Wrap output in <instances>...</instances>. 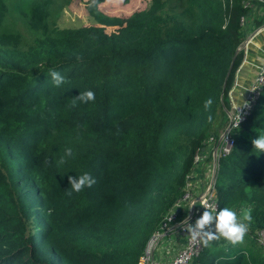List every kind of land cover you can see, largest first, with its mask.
<instances>
[{
    "label": "trees",
    "instance_id": "1",
    "mask_svg": "<svg viewBox=\"0 0 264 264\" xmlns=\"http://www.w3.org/2000/svg\"><path fill=\"white\" fill-rule=\"evenodd\" d=\"M86 1L103 25L87 32L118 25L98 10L104 0ZM48 4L13 2L42 34ZM260 6L264 0H152L117 35L103 33L83 51L50 36L0 46V264H136L181 197L195 152L218 136L217 107L223 98L230 108L244 55L236 53L246 37L241 19ZM253 21L264 24V16ZM50 69L66 82L54 86ZM86 90L95 100L70 108ZM257 130L264 131V85L216 178L219 209H250L252 223L243 243L213 241L194 264H264L252 237L264 228ZM66 147L73 157L57 166ZM84 172L95 183L67 195L68 177Z\"/></svg>",
    "mask_w": 264,
    "mask_h": 264
},
{
    "label": "built area",
    "instance_id": "2",
    "mask_svg": "<svg viewBox=\"0 0 264 264\" xmlns=\"http://www.w3.org/2000/svg\"><path fill=\"white\" fill-rule=\"evenodd\" d=\"M241 20L243 23L244 17ZM262 25L253 31L262 30ZM255 43L254 38L248 36L238 46V51L244 52L243 62L247 59L248 49ZM263 85L264 61L263 63L258 62L257 73L253 81L248 86L242 87L246 93L238 90L236 95L240 97L239 99L234 98L235 93L233 97L230 96L231 105L226 125L218 132V136L207 139L205 144L195 152L193 168L185 177L181 197L165 214L159 228L152 232L136 264H194L203 245L199 240L191 239L186 231L187 223H195L204 211L202 205L205 203L219 209L216 194L219 160L233 150L234 131L252 112ZM180 212L184 213L182 217H180ZM252 237L259 246L264 248V228L255 229Z\"/></svg>",
    "mask_w": 264,
    "mask_h": 264
},
{
    "label": "rangeland",
    "instance_id": "3",
    "mask_svg": "<svg viewBox=\"0 0 264 264\" xmlns=\"http://www.w3.org/2000/svg\"><path fill=\"white\" fill-rule=\"evenodd\" d=\"M14 1L7 0L5 2L7 9L0 17V46L12 44L16 38L21 41V44H27L35 37L41 36L43 38L50 36L53 38L69 39L76 43L78 50L83 51L101 40L103 33L117 35L116 29L130 23L133 13L145 9L152 0H104L100 2L98 10L108 17L117 18L118 25L104 26L91 33L85 29L90 26L103 25L98 24L89 13L87 9L88 2L86 0H46L49 3V28L44 34L31 27L29 18L25 16V10L14 8ZM262 15L264 16V7L260 6L256 7L251 15L244 17L243 23L245 24L244 32L246 37L250 36L252 31L260 26H255L253 19L260 18ZM259 38L260 36L255 37L254 41L256 42ZM262 43H264V40L260 38L259 45ZM225 105L224 99L221 98L213 123V126L215 128L218 127L219 131L223 129L224 120L226 124V118H228L229 109ZM224 113L226 117H224ZM240 210H237V212L239 213ZM219 241L228 243L223 239Z\"/></svg>",
    "mask_w": 264,
    "mask_h": 264
},
{
    "label": "clouds",
    "instance_id": "4",
    "mask_svg": "<svg viewBox=\"0 0 264 264\" xmlns=\"http://www.w3.org/2000/svg\"><path fill=\"white\" fill-rule=\"evenodd\" d=\"M79 59V57H78ZM48 75L51 77L52 83L56 87H60L66 82L65 77L54 69H50ZM95 100V93L91 90L79 92V95L72 98L70 108H75L78 103H89ZM212 100L209 98L204 102V108H210ZM209 116V122H211ZM240 120V117H239ZM258 135L252 139L251 143L256 153H264V131L257 130ZM73 157L72 148L66 147L63 155L56 161L57 166H62L67 162L68 158ZM68 182L70 189L67 190V195L71 196L73 192L79 193L86 187H91L95 183V179L89 172H84L79 176H69ZM204 211L196 219L194 224L187 223L186 231L193 241L199 240L204 246L211 248L213 241L221 239L235 246L244 241L252 223V215L250 209H241L239 213L229 206L217 209L214 206H209L206 203L202 205Z\"/></svg>",
    "mask_w": 264,
    "mask_h": 264
},
{
    "label": "crops",
    "instance_id": "5",
    "mask_svg": "<svg viewBox=\"0 0 264 264\" xmlns=\"http://www.w3.org/2000/svg\"><path fill=\"white\" fill-rule=\"evenodd\" d=\"M260 38H262L264 40V37H260ZM260 38L257 39L255 46L252 47L253 51L248 55L247 61L241 62V64H244L242 71H240L238 74L237 73L235 74L234 81L236 80V78L239 81L238 85H236V87H238L239 89H236L235 96H234L235 99L240 98V97L238 98L236 95V94H238V90L242 91V87H246L253 80L254 76L256 75L257 65L259 62L258 60L260 59V55H262V53H263V51L259 52L256 49V47L264 48V43L259 45ZM241 64H240V66H241Z\"/></svg>",
    "mask_w": 264,
    "mask_h": 264
},
{
    "label": "water",
    "instance_id": "6",
    "mask_svg": "<svg viewBox=\"0 0 264 264\" xmlns=\"http://www.w3.org/2000/svg\"><path fill=\"white\" fill-rule=\"evenodd\" d=\"M250 36H251V38H254L255 39V37H257V36H260V37H264V24L262 25V30H255V31H253L251 34H250ZM255 45H251V47L248 49V52H247V57H248V55L253 51L252 50V47H254ZM256 49L259 51V52H262L263 51V53H262V55H260V60H258L259 61V63H263V61H264V56H263V54H264V48H259V47H256ZM238 52V47H237V51H236V53ZM246 61H247V59H246ZM243 65L244 64H241V66L238 68V70H237V74L240 72V71H242V68H243ZM230 68H231V66H230ZM256 73H257V70H256ZM255 77V76H254ZM254 79V78H253ZM253 81V80H252ZM251 81V82H252ZM238 83H239V81H238V79L236 78V80L234 81V84H233V87H232V89L230 90V92H229V95L230 96H232L233 97V95H234V93L236 92V89H239L238 87H236V85H238ZM248 86V85H247ZM242 91H243V93L245 94L246 93V90L245 89H243L242 88Z\"/></svg>",
    "mask_w": 264,
    "mask_h": 264
}]
</instances>
